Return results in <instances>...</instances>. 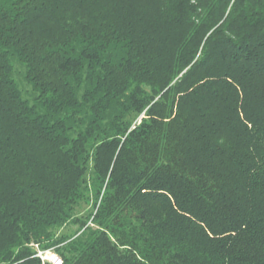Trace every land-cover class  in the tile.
<instances>
[{
  "label": "trees",
  "instance_id": "1",
  "mask_svg": "<svg viewBox=\"0 0 264 264\" xmlns=\"http://www.w3.org/2000/svg\"><path fill=\"white\" fill-rule=\"evenodd\" d=\"M35 244L264 264V0H0V264Z\"/></svg>",
  "mask_w": 264,
  "mask_h": 264
},
{
  "label": "built area",
  "instance_id": "2",
  "mask_svg": "<svg viewBox=\"0 0 264 264\" xmlns=\"http://www.w3.org/2000/svg\"><path fill=\"white\" fill-rule=\"evenodd\" d=\"M36 250V256L41 260V264H63L62 257L52 249H42L39 245H34ZM49 251L54 252L51 256H49Z\"/></svg>",
  "mask_w": 264,
  "mask_h": 264
},
{
  "label": "rangeland",
  "instance_id": "3",
  "mask_svg": "<svg viewBox=\"0 0 264 264\" xmlns=\"http://www.w3.org/2000/svg\"><path fill=\"white\" fill-rule=\"evenodd\" d=\"M74 228H75V227L69 225V226H65V227H63L61 231H63V232H70V231H72ZM48 250H50V249H48ZM52 254H54V252L49 251V254H48V255L51 256Z\"/></svg>",
  "mask_w": 264,
  "mask_h": 264
}]
</instances>
